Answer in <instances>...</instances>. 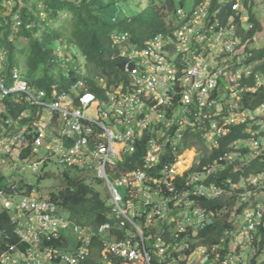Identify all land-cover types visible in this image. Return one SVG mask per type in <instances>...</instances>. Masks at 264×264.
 Wrapping results in <instances>:
<instances>
[{
	"label": "built area",
	"instance_id": "1",
	"mask_svg": "<svg viewBox=\"0 0 264 264\" xmlns=\"http://www.w3.org/2000/svg\"><path fill=\"white\" fill-rule=\"evenodd\" d=\"M6 2L11 5L14 0ZM178 12L180 29L174 35L159 34L142 51L130 54L125 63L128 82L112 85L103 99L88 90L74 95L56 87L50 97L46 90L34 91L18 72L13 74L12 87L0 78V113L4 111L3 99L13 92L23 93L33 107L32 113L24 112L8 120L7 130L16 134L9 136L8 132L0 138V154H11L33 126V152L39 154L40 148L45 147L48 154L31 160L32 170L36 172L52 157L64 165L92 169L107 186L111 209V220L97 227L83 225L38 188L16 191L18 184L9 183L6 189H0V206L9 210L21 242H27L28 247L23 250L11 246L2 254L3 264H83L92 254L96 237L103 240L101 254L105 264H242L243 251L255 243V233L264 227L262 205L246 214L247 222L240 232H229L228 245L226 237L225 243L206 245L198 232L181 239L184 232L197 228L199 231L211 222L205 212L192 208L193 198L204 192V180L197 177L195 187L187 183L189 188L179 189L175 165H167L163 185L141 167L127 169L131 166L127 157L138 150L137 144H142L147 135L150 154L145 166L153 168L165 154L170 141L168 130L175 124L184 125L188 118L193 125L205 129L207 120L219 115L213 114L212 108L221 103L222 94L239 95L240 100L245 90L239 83L245 64L222 57L223 53L239 57L234 25L212 21L207 3L191 12L183 8ZM14 19L18 25L22 23L18 14ZM3 57L0 51V67ZM222 79L224 91L218 87ZM263 110L264 106L259 108L260 112ZM240 117H245L241 122H246L255 115L248 111L231 112L222 125L212 123L205 134L212 146L218 145L216 135L230 131L229 125L238 123ZM22 120L26 123L22 124ZM255 144H259L258 140ZM159 188L165 193L155 201L148 193ZM171 212H175L173 221L178 226L171 236L166 235V230L153 232L145 227H155L156 221ZM67 230L78 239L76 247L72 248L63 234ZM120 232L123 237L118 236ZM44 237L47 241L55 238L57 246L46 243ZM196 254L199 257L194 260Z\"/></svg>",
	"mask_w": 264,
	"mask_h": 264
},
{
	"label": "trees",
	"instance_id": "2",
	"mask_svg": "<svg viewBox=\"0 0 264 264\" xmlns=\"http://www.w3.org/2000/svg\"><path fill=\"white\" fill-rule=\"evenodd\" d=\"M5 1L7 0H0V44L6 48L3 53L8 54V56L5 60L6 55H4L1 62L0 77L8 81L9 85L12 83V73L15 70L20 71L18 68L20 59L18 57L21 55L25 56L24 62L32 66H43L51 62H57L62 56L60 53L55 52V49H58V44L60 45V40L63 39L62 42L66 44V49L74 46L84 55L86 67L90 71V73L83 75V78L74 76L73 80L76 82L81 79L84 80L88 88L97 92L102 99L106 97L107 90L104 88L101 79L106 80L108 84L106 87L118 85L122 80H128V75L123 67L124 58L121 57L123 47L130 48L129 45L134 48L145 47L147 42L157 33L170 29V26L176 22V16H179L178 11L180 9L183 8L187 12L191 11L185 9L182 4L178 6L175 0H16L14 11L8 15L4 14ZM202 2L203 0H195V5L198 7ZM236 2L237 0H212L210 8L208 7L210 19L221 25H227L234 17L240 25V33L244 40L250 39L254 34H263L264 21L254 12L256 1L242 0L246 13L250 15L249 21L253 23L251 29H247L242 24L241 13L234 10L233 5ZM43 12L47 13L46 17L43 16ZM17 13L23 20V24L19 27L16 26L17 24L13 19L14 14ZM54 24L59 25L55 27ZM115 33L122 36L127 34L128 40L122 43L116 42L117 35ZM251 60L256 61L254 73L243 80L242 85L244 87L257 86L255 74L264 76V47L254 49ZM27 80L32 85L35 82L31 78ZM42 81L43 84L40 88L48 90L51 89L54 83H59L66 89L70 86L69 84L62 85L53 77L44 78ZM97 84H101L102 87ZM14 95L10 94L4 98L5 114H0V120H2V117L15 119L27 109L26 102L23 100L16 102ZM262 104H264V84L257 86L255 91L243 93L242 109L255 110ZM255 127L264 132V127L257 125ZM1 128L3 130V124L0 123V133ZM248 129L253 128L249 124L233 126L231 132L221 139V149L213 152L212 157L207 158V160H202L203 163L213 160L221 150H226L234 140L241 139L244 141L247 139L249 137ZM34 133H36L35 128L30 126L24 133L26 141L23 144V150L18 154L17 145H15L11 154L0 155V163L3 157L9 158L13 166L21 160L27 162L26 159L30 156L33 157L31 160H39V156H47L48 150L45 147H43L45 153L42 155L40 152L39 154L33 152L32 139ZM53 158L45 161L42 165L47 167ZM133 158H136V156L132 157V160ZM258 162L259 160H254L250 164L251 167L249 166V171L258 168L260 165ZM58 164L61 163L58 162ZM61 165L66 167L61 176L62 188L51 192L52 200L56 201L69 214L70 218L80 224L97 227L111 220V209L108 206L110 195L97 188V185L94 184L97 179H90L88 176L91 175L90 173L83 175L85 170L81 166ZM131 167L133 165L129 168ZM248 168H244V171L238 173L236 177L239 178L241 174H248ZM194 169L201 170L202 166L196 165ZM2 172L0 173V189H6L9 183L15 184L14 182L17 180L18 187H16V191L25 189L31 191L35 188L25 178L14 179L15 176L13 178L7 172ZM228 175V171L222 172L220 178L213 175L209 182L221 183L219 179H223ZM46 176V173L42 174L40 179ZM232 176L235 177L234 174ZM178 180L181 184L185 182L183 178H178ZM97 182H102V180L98 179ZM197 203L216 214L214 222L199 231V236L204 239V242L225 243L221 236L227 229L230 230L233 227V223L229 221V218L230 212L237 203L235 197L229 192L220 197H199ZM238 211L240 212L241 208ZM15 225L9 210L1 208L0 264H3L2 254L11 246H14V248L20 247L23 250L28 247L27 242H21L20 236L15 230ZM145 227L153 232L166 230L167 236H171L172 231H178L175 222L171 221L169 217L159 219L155 227ZM193 231L194 229H190V231L184 232L181 239H184L186 234ZM63 234L67 235L65 232ZM118 236L123 237L124 233L120 232ZM44 240L46 243L55 246L58 244V241L57 243L54 242L56 241L55 238L47 241L44 237ZM229 240H226L227 245ZM103 248V240L98 237L94 238L91 249L92 254L88 261L83 264H105L101 254ZM119 264L129 263L120 262Z\"/></svg>",
	"mask_w": 264,
	"mask_h": 264
},
{
	"label": "clouds",
	"instance_id": "3",
	"mask_svg": "<svg viewBox=\"0 0 264 264\" xmlns=\"http://www.w3.org/2000/svg\"><path fill=\"white\" fill-rule=\"evenodd\" d=\"M211 1L212 0H203L202 3H207V6L210 8ZM15 4H16V0H14V2H13L14 6H15ZM235 4L239 5V7L236 9L234 8V10H237L239 13H241L240 19H241L242 24L244 26H246L247 29H251L253 27V23L249 21L250 15L248 13H246L245 7L242 3V0H237V2ZM5 5H6V3H5ZM6 6H9V5H6ZM14 6H13V8H14ZM196 8H197V6L195 5V7L193 9H191V11H193ZM185 9H187V8H185ZM13 11H14V9H13ZM12 12H10V13H12ZM17 14H14L13 19H14L15 15H17ZM43 15H44V12H43ZM20 20L22 21V23L20 25H18L16 20L14 19L15 24H17L16 25L17 27H19L23 24V20H22L21 16H20ZM229 23L233 24L235 27V30H234V38L236 41L235 47H236V50L238 52L239 57L237 58V56H233V55L225 54V53H223L222 57L227 58L229 62H232V61L238 62L239 60H241L245 64V66H244L245 70L243 71V76H242V78L239 79V83H240L241 88H242V87H244L242 85L243 80L247 79L248 77H250L254 73V67L256 65V61L251 60V58L253 56L254 49L261 47L258 44V41L262 37V33L254 34L253 36H251L250 39L244 40V38L242 37V35L240 33V25H239V23H237L235 21L234 17L231 18ZM29 26L30 25L28 24V27ZM177 29H180V24L178 23V16H176V22L170 26V29H168L166 31L159 32L155 36H157L159 34L174 35V33ZM155 36H153L149 41H151ZM126 40H128L127 34H125L123 36L121 35L120 37H118V36L116 37V42H118V43H122ZM148 42H147V44H148ZM147 44H146V46H147ZM145 47H143V48H132L130 51H126V49H125L126 47L122 48L121 57L124 58V62H123L124 69H125L126 61L129 60V55L133 54L135 51H142V49H144ZM3 55H5V54L3 53ZM5 58H6V56H5ZM210 62L212 63L211 58H210ZM14 72L20 73L21 79L23 81L27 82L28 85H30L34 91L46 90L50 97H52L53 90L55 89V87L57 90H68L70 92H71L72 88H74V89L82 88V90L80 92L73 93V94L78 95L81 92L88 90L91 93H94L97 97H99L98 93L89 89L86 82H84V80H82V79L80 81L76 82L73 86L67 87V89L62 87L59 83H54V85L51 86V89L48 90V89L40 88V87L34 88V86L24 77V75L21 73V71L15 70ZM14 72L12 73V83L10 85L8 84V81H5L3 78L0 77L6 83V85L8 84L7 85L8 87H12L14 85V82H15V79L13 80ZM125 72L128 75L127 77L129 79V73L126 71V69H125ZM255 75L257 78V86L264 84V76H261L259 74H255ZM101 82L104 84V88L107 90L106 96H108V91H109L108 89L110 87H105L108 84L104 78L101 79ZM122 82H128V80H122ZM76 85H77V87H75ZM224 86H226L225 85V79H222V80H220L218 87H220L224 91L225 90ZM257 86H255V87H244L245 90L241 94L242 100H243V93H245L246 91H255L257 89ZM11 94H15L14 98H15L16 102L19 100H23L24 102H26V105L28 107L24 112H26V113H32L33 112V107L30 105L29 102L26 101L23 93L13 92ZM225 98H227V97H223V94L220 96L221 103ZM221 103L216 104L215 107L213 106V108H212L213 114L215 112H219V115H216L211 119H208L205 129H201L197 125H193L192 122L190 121V119L187 118L188 121L186 124L183 125L181 123H178V124H175L171 130H168L169 134H170V137H169L170 141L167 142V146L165 148V154L162 153L161 159L156 164L155 167L147 168L145 166L147 164V157L150 154V152H149V150H150V148H149V141H150L149 136L150 135L146 136V139L144 140V142L142 144H137L139 146L138 150L135 153H133L132 155H129L127 157L126 161L130 162V164L133 165V167H131V168L127 167L128 170H135V169H138L141 167L140 169L147 171L149 176L153 180L154 179L160 180L161 182L158 184H161V185H163L162 177L164 176L163 175L164 171H166L168 169L167 165L169 167H172L173 165H175L178 168L179 174L177 175L176 183L180 187L179 189H181L182 187H184L185 189L189 188L187 183H190V184H192V187L193 186L195 187L196 182H197V179H196L197 177L199 179H201V182L204 180V184H205L204 192H203V194H200L199 196H195L193 198L195 206H193L192 208L193 209H199L200 212L201 211L205 212V214L208 216V218L211 219V222H206L205 226L203 228L199 229V231H201L204 228H206L207 226L211 225L214 222V218H215L216 214L212 211H209L207 208L199 206V204L197 203V199H199V197H205V196H207L208 198L220 197L223 194H228L229 192H231L237 201L236 205L233 207L231 212L233 213V210L235 208H237V211L235 213H233L237 217L232 218L230 216L229 221L233 223V227H231L230 230L227 229L224 232V234L221 236V238L226 237V239L228 240V239H230V237H227V236H229L228 235L229 232L235 231V233H238L244 227V225L247 222L246 214L251 209L257 208L258 206H261V205L264 207V132H262V130H260L259 128L255 127V125H257L256 124L257 120H255V118L260 117L261 113L264 112V110L262 112L259 111V108L262 109L264 104L258 106L255 110L254 109L250 110V109H242L241 104H240V107L234 106V108H229L227 106L222 107ZM4 104H5V102L3 99V107L5 110ZM240 109H241L240 112L248 111V112H251L252 114L255 115L254 119H249L246 122H240L241 124H249L253 128V129H248L249 137L247 139H245L244 141H242L241 139L234 140L232 143H230V145H228L226 150H221L213 158V160H211L209 162L206 161L205 163H203V161L207 160V158L212 157L213 152L221 149V147H222L221 139L231 132L232 127L235 125H239V123L230 124L229 125L230 131H228L227 133H221L219 135H216L215 142L218 145L212 146L213 143L210 142L207 139V137L205 136V134L208 132V129L211 128L212 123L217 122L219 125H222V123L229 117L231 112H234V111L240 110ZM24 112H22V113H24ZM0 114H5V111H3ZM179 115L182 116L181 110L179 111ZM179 115H177V117H179ZM10 119H11V117H2V120H0V123L3 124V130L1 128L0 138H2L4 134L8 135V132H9V136H13L16 134L13 131L7 130V127H9L8 120H10ZM21 123L25 124L26 122L23 121ZM260 127H264V125H260ZM1 134H2V136H1ZM205 140L208 142L209 145L207 144V142ZM255 140H258V142H259L258 145L255 144ZM25 141L26 140L23 139L22 144L17 145V153L18 154L21 150H23V148H24L23 144L25 143ZM196 142H201L202 146L200 147V149H202L203 152L202 153L198 152L195 154L196 164L193 167H191L189 169L185 168L184 172H180L181 169L179 170L180 167H179V163H178L179 157L182 155V153L185 150L190 152V147H192V146L199 149V145L196 144ZM172 143H173L174 147L177 148V150L175 152L173 151ZM0 155H5V154H0ZM170 155H171V157H170ZM135 156H136V158H133V160H132V157H135ZM32 158L33 157L30 156L29 158L26 159V161L31 160ZM197 160H199V162H197ZM254 160H259L258 163L260 165L254 171H249V169L251 167L250 164ZM196 165H201L202 169L201 170L200 169H194V167ZM246 167L247 168L249 167L248 168L249 173L248 174H241L240 177L237 178L236 175L240 172H243L244 168H246ZM224 171H228L229 175L223 179H219L221 183H216L215 181L209 182V179L213 175H217V177L220 178V174ZM232 174H234L235 177L232 176ZM97 177H98V175H97ZM178 178H183L185 182L183 184H181V182H179ZM98 179H101L104 182V180L102 178L98 177ZM254 179H257V181L254 182L253 181ZM105 187L107 188L106 184H105ZM213 187H215V189H213ZM108 193H109V191H108ZM164 193H165V191H162V189L159 188V190L149 192L148 195L151 196V199H154L156 201L161 196H163ZM1 208L2 207L0 206V209ZM240 208H241V211L239 212L238 210ZM174 215H175V212H171V213L167 214L165 217H163L162 219L169 217L170 220L173 221ZM156 222H155L154 226H156ZM190 228H193V227H190ZM199 231L197 228L193 232H198L197 236L199 238H201L199 236ZM254 238H255V243L253 245L247 247L243 251V255H242L243 262H242V264H264V256H263L264 255V227H261L258 229V231L255 233ZM201 239H202L203 243L206 245L218 244V243L204 242V239L203 238H201ZM229 242H230V240H229ZM261 246H262V248H261ZM249 249H253L254 253L250 254L247 257V259H245L244 258L245 252ZM117 263L119 264V262H117Z\"/></svg>",
	"mask_w": 264,
	"mask_h": 264
},
{
	"label": "rangeland",
	"instance_id": "4",
	"mask_svg": "<svg viewBox=\"0 0 264 264\" xmlns=\"http://www.w3.org/2000/svg\"><path fill=\"white\" fill-rule=\"evenodd\" d=\"M175 2L178 6H180L182 4V5H184L185 8H187L189 10L193 9V7L195 6V0H175ZM5 3H8V2H5ZM4 6L6 7V9L4 10V14H9L10 12L13 11V6H14L13 4H11L9 6H6V5H4ZM254 12L256 14H258L264 20V0H256V4L254 6ZM43 16L46 17L47 13L44 12ZM117 17H119V16H117ZM58 25L59 24H54L55 27H57ZM115 35L121 36L118 33H115ZM21 39L24 40V38H22V37H21ZM62 41H63V39L60 40V45L58 44V49L54 48L55 52L60 53V55L62 56L59 60H57V62H53V63L51 62V63H49L47 65H43V66H32V65H28L27 63L24 62V59H25L24 55H21L18 57L20 59V63H19L18 68L20 69L21 73L24 75V77L26 79L31 78L32 80H35V82L33 84L34 88L41 87V85L43 84L42 80L44 78H50V77L55 78L62 85L69 84L70 86H73L76 83V81L73 80L74 76H78L79 78H83V75L90 73V71L86 67V58L84 57V55L74 46L67 47V49H66V44ZM258 44L261 47H264V33L262 34V37L259 39ZM129 47L134 48L130 45H129ZM130 48L126 47L125 49H126V51H130L131 50ZM5 49L6 48H4L0 44V51L4 52ZM4 54L6 55L5 59H7L8 54H6V53H4ZM69 78H71V79H69ZM98 82L99 81L97 80V83ZM97 85L99 87H102L101 84H97ZM62 87H64V86H62ZM81 90H82V88H80V89L72 88L71 92L72 93H78ZM0 94H1V92H0ZM241 101H242V96L240 97V100H239V95H235L233 97L227 96V98H225L221 104H222V107L223 106H227L229 108H232L233 106H239L240 107ZM240 111H241V109L236 110L234 112H240ZM243 119H245V117H240L237 120V122L239 124H241L240 122ZM255 120H257L256 124L258 126L264 125V112L261 113L260 117H256ZM196 144L199 145V149L192 146V147H190V152L185 150L182 153V155L179 157V160H178L179 167H180L179 170L180 169L182 170V171L180 170V172H184L185 168L189 169V168L193 167L196 164L195 154L198 152H200V153L203 152V150L200 149V147L202 146L201 142H196ZM207 144H208V142H207ZM43 153H45V150L43 147H41L40 148V154L42 155ZM199 160H197V162H199ZM1 161L2 162L0 163V166H1L0 167V173H3L2 171H5V172H7V174L10 177L14 178V176H15L16 178H14V179L25 178L27 182H29L31 185L38 188L45 196H50L52 191H58L62 188L61 176H62L63 172L66 170V167H64L61 164H58L57 157L53 158L52 162L47 167H45L43 165L40 166V168L36 172H34L32 170L31 160L29 162L28 161L24 162L21 160L19 162H16V164L13 166L11 165L9 158H7V157H3ZM45 173L47 176L43 179H40L41 175L45 174ZM87 173L91 174V175H88L90 179H92V180L97 179L98 180L96 172L92 171V169L85 168V174H83V175H87ZM97 180L94 181V184L97 185V188L108 193V190L105 187V183L103 181L97 182ZM14 183L18 184V180ZM121 191L124 193L123 190H121ZM236 211H237V208H235L233 210V213H235ZM233 213L231 212L230 216L232 218L237 217ZM141 225H142V223H141ZM65 233L67 234V237L69 238V241H70V244L72 245V248H73V246L76 247L78 245V239L76 238V236H74L72 234V232H70V230H67ZM261 248H262V246H261ZM253 253H254L253 249L247 250L245 252L244 258L247 259V257ZM198 257H199V254H196L194 256V260L197 259Z\"/></svg>",
	"mask_w": 264,
	"mask_h": 264
}]
</instances>
